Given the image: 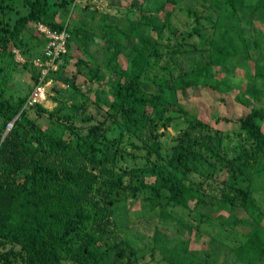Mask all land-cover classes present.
I'll use <instances>...</instances> for the list:
<instances>
[{
    "label": "trees",
    "instance_id": "obj_1",
    "mask_svg": "<svg viewBox=\"0 0 264 264\" xmlns=\"http://www.w3.org/2000/svg\"><path fill=\"white\" fill-rule=\"evenodd\" d=\"M213 2L217 5L216 0ZM21 4L27 9L25 13L17 12L12 23H0V61L6 56L12 59V46L18 48L23 44L29 47L24 39L29 23L39 21L52 29L63 26L66 28L64 22L57 19L49 9L48 0H21ZM230 4L232 8L235 6L234 2ZM58 6L60 13H67L72 8V0H60ZM6 7L12 8L9 3H6ZM213 11L214 8H211L205 15L194 17L188 34L189 38L197 36V45L184 39L173 49H168L162 41V38L168 40L178 29L169 25L170 11L167 9L161 20L138 15L134 21L135 30L142 27L143 32L137 33V41L127 49V54H123L124 49L126 50L123 45L125 34L117 25L103 21L96 34L85 33L79 26L74 31V36L81 41V45H95L99 49L91 55L94 56L90 59L94 62L92 69L83 59L78 58L73 62L74 74L64 76L63 82L67 89L73 96L80 95L81 99L70 115L62 117L65 126L58 134L47 129L36 130V125L32 123L27 128L32 137H23L19 130L29 123L27 113L30 110L35 115L39 111L47 114L50 112L38 103L23 106L28 93L14 102L4 99L0 89L1 130L13 119L10 129L0 137V247L4 248L0 251V262L59 264L61 259L71 257L78 263L95 264L105 256L106 251H101L96 244L98 238L92 236V226L98 225L103 212L97 210L98 203L90 193L97 183L96 174L103 164L108 161L110 165H114L115 142L119 137L114 139L110 133L104 132V120L108 118L112 123L115 122L118 134H125L127 138L139 137L138 134L142 131H147L148 134L154 131L151 113L155 105L154 98L148 94V86H153L159 94L167 89L174 94L176 90L198 84H208L210 89L218 92L229 91V85L217 78L226 63L225 51L209 52L201 65L199 62L188 68L182 65L181 59L188 53L202 50L206 45L210 48L206 32L218 23V15ZM261 16L262 14L249 15L247 18L253 19L245 21L254 30L257 26L254 22H258ZM163 28L168 32L165 37ZM106 42H109V49L102 47ZM68 43L69 33L66 46ZM241 48L247 55L248 47L244 38ZM95 55L99 58L102 56L100 63L96 61ZM120 57L124 60V65L121 64ZM58 67L49 74L54 71L62 74L64 67ZM32 68L35 82L38 71L33 65ZM107 72H111L113 77H107ZM78 76L82 78L81 82H76ZM103 80L108 85L107 93L111 100L105 105L96 93L93 97L97 104L103 105L106 116L96 118L94 123L88 124L93 118L81 116L78 109L85 106V85L95 81L100 86ZM252 80V92L245 88L238 91L234 98L236 102L249 107L247 112L234 119L237 124L235 133L251 143L250 150L242 154L240 161L233 158L228 160L219 151L218 128L176 105V110L186 115L187 119L169 164L163 166L150 163L142 169L121 171L112 183L102 181V185L109 187L108 199L114 200L112 194L117 191L116 187L121 186L124 177L146 186L139 176L151 175L153 181L148 187L155 197L164 195L166 200L182 207H186L187 201L193 199V206L198 210L205 200L199 191V184L193 186V183H187L186 167L190 165L192 170L200 161L211 163L217 168L216 172H226L222 181L226 190H221L223 199L219 201V205L240 206L251 219L246 237L235 249V254L244 255L247 252L259 260L264 255V214L255 208L250 189L244 185H249L254 178L264 176V97L261 98L264 94V58L262 62L255 64ZM213 175L214 173L211 177ZM143 201L151 208L159 202L154 197H146ZM102 203L107 207L105 201ZM88 226H91L89 230ZM185 253L184 246H174L169 251V257L174 258L175 262L170 264H186L183 259ZM187 263L202 264L193 261Z\"/></svg>",
    "mask_w": 264,
    "mask_h": 264
},
{
    "label": "rangeland",
    "instance_id": "obj_2",
    "mask_svg": "<svg viewBox=\"0 0 264 264\" xmlns=\"http://www.w3.org/2000/svg\"><path fill=\"white\" fill-rule=\"evenodd\" d=\"M60 0H48L51 9L57 19L66 25L69 33V43L65 53L58 59L55 66L64 67L62 74L55 71L49 74L50 83L47 88L46 101L42 107L49 111L37 112L30 110L27 113L29 123L19 130L25 138L32 137L27 130L31 124L36 125V130L47 129L51 133L58 134L65 126L63 116L70 115L74 107L80 103L81 96H73L63 82L64 76L74 74L73 62L81 58L87 66L92 69L94 62L90 59L98 46H82L81 41L74 36V31L82 27L85 33H99L103 21L115 24L123 30L125 37L123 45L127 49L137 41V33L143 32V28L135 30L134 21L138 15H146L161 20L163 12L170 11L169 25L178 29L168 40L162 38L168 49H173L178 42L188 39V43L197 45L198 38L193 35L189 38L188 30L194 22V17L205 15L211 8L213 13L218 15V23L207 33V40L210 41V48L190 52L182 57V65L188 68L199 62L201 65L209 52L225 51L227 54L226 63L217 74V78L229 85L230 90L218 92L210 89V85H196L176 90L174 94L167 89L159 94L153 86H148V94L154 100L155 105L151 113V121L154 131L150 134L142 131L139 137L127 138L125 134H118L119 129L115 122L106 118L103 123L104 132L111 134L116 139L114 165L108 161L103 164L101 170L96 174L97 183L94 185L90 196L96 199L97 210L103 214L98 225L92 226V236L98 238L96 244L101 251H106L105 256L95 264H170L174 258L169 257V251L174 246L182 245L186 253L183 255L185 263L193 261L202 264H264V255L259 259L250 256L235 254L237 246L245 239L246 233L251 226V219L240 206L219 205L223 199L221 190L225 188V170L216 172L217 168L211 163L198 162L195 169H187V183L193 186L199 184V191L205 203L200 204L198 210L194 208V200L189 199L187 206L182 207L172 204L166 200L163 193L160 198L154 196L153 191L148 187L153 181V176H139V179L146 183V186L136 184L137 181L121 180V186L116 187L113 192L114 200L108 198V188L101 184L102 181L112 183L114 177L121 171L132 168H145L150 163H158L167 166L173 149L180 141L178 138L184 130L187 116L176 110L182 106L188 112L198 118L205 119L212 127L218 128L217 138L219 151L224 153L229 160L233 158L240 161L243 153H248L251 143L246 141L240 134H236V117L247 112L248 106L235 101L238 91L245 88L253 90L252 76L256 63L262 62L264 58V0H72V8L67 13H60ZM170 1L169 3H167ZM234 2L235 6H231ZM6 3L12 7L8 9ZM167 3V4H166ZM164 7V8H163ZM26 7L21 0H0V23L7 21L12 23L16 13H25ZM262 14L255 21L257 25L253 30L245 20L247 18ZM2 20V21H1ZM103 28V27H102ZM241 28V29H240ZM243 29V31H242ZM163 37L168 32L162 29ZM151 37V36H150ZM148 39H151V38ZM188 37V38H187ZM256 37V40L253 38ZM244 38L248 47L246 55L241 48V41ZM24 39L29 47L20 44L19 51L25 62L19 63L9 57L0 61V83L2 84L1 94L8 100L16 102L23 98L34 83V70L31 60L38 55L43 41L40 35L35 32L34 24L29 23L25 30ZM164 48L166 49V47ZM109 49V42L102 45ZM209 49V50H207ZM100 63V58L96 56ZM121 64L124 60L120 57ZM59 68V67H58ZM112 78L111 72L106 73ZM81 82V77H76V82ZM100 87L99 89H97ZM107 83L102 82L100 86L93 81L86 84L87 89L84 95V107H78L80 115L92 117L88 124L94 123L95 119L106 116L103 105L96 103L93 97H97L106 105L111 100L107 93ZM264 94L261 95V98ZM2 119L0 117V124ZM6 124L1 130L0 137L6 133ZM81 131H84L82 129ZM106 135V134H105ZM88 167V164H86ZM253 172V170H252ZM214 175L211 177V174ZM142 177V178H140ZM141 186V187H139ZM255 208L264 214V176L254 178L249 185ZM154 197L158 203L154 208L147 205L143 199ZM229 197L230 194H229ZM232 199V198H231ZM103 201L107 203L104 207ZM162 212H161V208ZM200 211V212H198ZM264 221V217L262 222ZM91 226H88L89 230ZM86 230V231H87ZM6 244L5 247H7ZM4 248L0 247V251ZM0 264H4L0 262ZM11 264H21L12 262ZM59 264H82L74 261L71 257L61 259Z\"/></svg>",
    "mask_w": 264,
    "mask_h": 264
},
{
    "label": "built area",
    "instance_id": "obj_3",
    "mask_svg": "<svg viewBox=\"0 0 264 264\" xmlns=\"http://www.w3.org/2000/svg\"><path fill=\"white\" fill-rule=\"evenodd\" d=\"M35 32L41 36L43 46L40 53L32 58L31 64L37 69L38 75L28 92L23 106L33 105L35 103L43 105L46 101L47 88L50 83L49 72L55 69V63L66 51V41L68 33L65 26L60 29H52L42 22L34 23ZM14 61L23 63V58L19 49L15 46L10 48ZM13 119L7 122L6 130L10 129Z\"/></svg>",
    "mask_w": 264,
    "mask_h": 264
},
{
    "label": "crops",
    "instance_id": "obj_4",
    "mask_svg": "<svg viewBox=\"0 0 264 264\" xmlns=\"http://www.w3.org/2000/svg\"><path fill=\"white\" fill-rule=\"evenodd\" d=\"M42 45H43V44H42ZM41 49H42V47H41ZM40 51H41V50H40ZM40 51H39V53H40ZM39 53H38V54H39ZM44 102H45V101H44ZM44 102H43V103H44Z\"/></svg>",
    "mask_w": 264,
    "mask_h": 264
}]
</instances>
